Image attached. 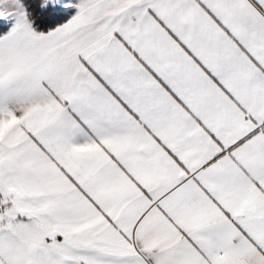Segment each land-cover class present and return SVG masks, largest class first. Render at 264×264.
I'll list each match as a JSON object with an SVG mask.
<instances>
[{
    "label": "snow or ice",
    "instance_id": "1",
    "mask_svg": "<svg viewBox=\"0 0 264 264\" xmlns=\"http://www.w3.org/2000/svg\"><path fill=\"white\" fill-rule=\"evenodd\" d=\"M0 264H264V0H0Z\"/></svg>",
    "mask_w": 264,
    "mask_h": 264
}]
</instances>
